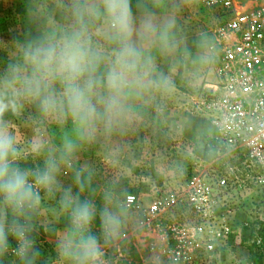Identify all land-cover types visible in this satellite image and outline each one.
Wrapping results in <instances>:
<instances>
[{"label": "clouds", "instance_id": "9594fccd", "mask_svg": "<svg viewBox=\"0 0 264 264\" xmlns=\"http://www.w3.org/2000/svg\"><path fill=\"white\" fill-rule=\"evenodd\" d=\"M185 2L31 0L33 30L22 40L10 34L11 54L0 67V259L15 241L19 264H38L36 220L45 200L56 199L67 227L57 236L55 264H106L104 245L120 236L127 199L113 190L99 208L95 199H82L92 173L76 168V158L85 146L101 144L116 167L122 145L114 137L138 127L149 109L162 114L177 76L196 87L211 73V39L193 52L179 24ZM28 108L34 135L25 142L9 117ZM50 125L59 129L55 139L46 134ZM23 143L42 163H24ZM65 169L73 171L76 192L60 182Z\"/></svg>", "mask_w": 264, "mask_h": 264}, {"label": "rangeland", "instance_id": "374dc122", "mask_svg": "<svg viewBox=\"0 0 264 264\" xmlns=\"http://www.w3.org/2000/svg\"><path fill=\"white\" fill-rule=\"evenodd\" d=\"M31 0H0V67L11 54L10 34L24 39L33 30L28 22ZM239 9L254 8L264 0H239ZM224 20L221 8L210 7L202 0L182 4L179 24L188 47L195 52L203 38L214 37ZM212 71L198 86L176 77V92L165 101L162 114L149 109L138 127L113 142L122 145L119 164L105 160L101 144L82 148L76 168L92 173L89 188L81 198L96 200L113 190L127 199V212L120 236L104 245L106 264H264V187L248 184L247 191L234 183L232 189L220 184L222 162L213 161L207 141L214 134L210 121L192 109V103L208 92ZM28 108L19 118L9 117L23 141L34 135ZM50 139L59 129L50 125ZM24 163H42L32 157L22 144ZM205 153L204 157L202 155ZM177 166L182 174L176 172ZM232 179V178H230ZM64 188L77 191L73 171L60 176ZM110 207L112 205H109ZM67 227V218L56 199H47L36 220L35 239L42 236L38 264H55L57 236ZM41 231V232H40ZM100 234L99 224L94 226ZM39 232V233H38ZM15 241L0 264H19Z\"/></svg>", "mask_w": 264, "mask_h": 264}, {"label": "built area", "instance_id": "2783aa9c", "mask_svg": "<svg viewBox=\"0 0 264 264\" xmlns=\"http://www.w3.org/2000/svg\"><path fill=\"white\" fill-rule=\"evenodd\" d=\"M239 0H202L221 8L224 20L212 43L217 59L208 92L191 109L207 118L213 161L222 162L220 184L264 187V3L239 9ZM232 178V179H230Z\"/></svg>", "mask_w": 264, "mask_h": 264}, {"label": "trees", "instance_id": "16d2710c", "mask_svg": "<svg viewBox=\"0 0 264 264\" xmlns=\"http://www.w3.org/2000/svg\"><path fill=\"white\" fill-rule=\"evenodd\" d=\"M202 155L206 158H208V156H205V153L203 154L202 152ZM41 232V231H40ZM37 232H34L33 234H36ZM39 233V232H38ZM40 239L42 240V236L38 237V239H35L36 240V245H40Z\"/></svg>", "mask_w": 264, "mask_h": 264}]
</instances>
